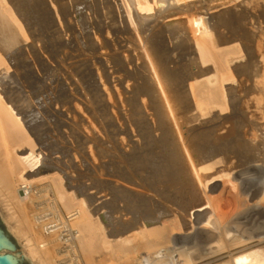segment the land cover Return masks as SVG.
<instances>
[{
    "label": "bare ground",
    "instance_id": "6f19581e",
    "mask_svg": "<svg viewBox=\"0 0 264 264\" xmlns=\"http://www.w3.org/2000/svg\"><path fill=\"white\" fill-rule=\"evenodd\" d=\"M263 6L264 0H0V213L21 246L19 254L14 253L17 258L53 264L44 242L59 246L56 236L61 230V246L66 245L71 253L78 244L89 256L103 251L132 264H184V260L209 261L219 254L228 257L219 264H264V103L249 100L251 86L242 76L243 70L253 68V75L264 83V65L258 64L259 51L264 50ZM216 9L219 13L230 9L241 14L243 21L232 28L223 25L215 20ZM15 53L28 64L31 79L45 93L63 91L70 106L80 105L85 91L100 100L107 95L116 98V103L117 99L127 103L129 112L126 117L123 114L125 121L114 133L115 148L133 161L134 155L151 145L164 146L173 159L167 165L170 172L161 173L166 178L163 183L180 184L178 197L167 207L150 209L132 223L129 220L125 232L114 229V239H110L96 216L103 203L91 208L99 197L93 191L85 193L88 188L76 183L68 190L65 182L75 180L65 171L66 165L49 152H38L41 131L37 136L36 123L31 125L43 118L38 112L41 103L36 107L34 102L39 95L36 85L30 84L33 80L21 85L17 97L8 87L1 88L11 71L5 58ZM82 55L92 73L93 68L101 71L98 79L104 93L99 88L88 92L96 84L86 83L88 78L84 80L78 72L73 79L61 74L71 90L59 77L48 83L49 78L41 76L57 68L63 71L65 58ZM47 112L43 110L51 113ZM121 114L117 118L123 121ZM73 115L80 117L78 111ZM42 167L54 171L40 175ZM117 178L135 192H158L144 178L136 182L127 176ZM44 183L46 187H33ZM40 198L46 199L48 211L56 208L58 200L68 221H61L60 228L52 224L43 210L34 208ZM31 204L33 219L29 221L25 205ZM114 222L110 218L109 226ZM122 233L126 235L119 236Z\"/></svg>",
    "mask_w": 264,
    "mask_h": 264
},
{
    "label": "rangeland",
    "instance_id": "374dc122",
    "mask_svg": "<svg viewBox=\"0 0 264 264\" xmlns=\"http://www.w3.org/2000/svg\"><path fill=\"white\" fill-rule=\"evenodd\" d=\"M28 6H29V4H27L26 7H25L27 10H29L31 8L30 6L29 7ZM221 9H223V8H221ZM262 10L264 12V6L262 7ZM215 12H217L215 14V20L217 22H220L223 25L230 26L231 28L233 26H235L236 24H239L240 22L243 21L241 19V18H243L241 14L233 12L230 9L225 11V12H220V13L216 9ZM82 48H84V47H82ZM263 51L264 50L259 51V54H258L259 56L261 54V57H260L261 60H260V58L258 59V64H260L261 66L264 65V63L262 62V61H264V55H263L264 52ZM262 55H263V58H262ZM82 56H76V57H78L77 59H76V57H74V59H73V57H71V59L69 57H67V58H65L66 59L65 62L62 63V65H64L66 70L63 68L64 70L61 71L62 69H58L57 68L55 70V72L53 70L52 72L50 71L49 74L45 73L44 75H41V76H44L45 78L46 77L49 78V80L47 81L48 83L54 82L55 78L59 77L60 80L63 79L64 84L66 85V88H67V86L69 84V80L66 78V76H62L65 73H66L65 75L68 74L67 77L68 78L70 77L69 79H71V78L73 79V77H75L73 75H75L76 72L82 74L81 77H84V80H85V78L86 79L88 78V80H89L88 76L92 75V77H90L89 81L86 80L87 81L86 83L94 82L96 84L97 88L94 87L95 89H93V88L89 89L88 92L94 93L95 90H97L99 88L101 90V93L102 92L104 93V91H102V90H104V88L102 87L101 84H99L100 79H98V74L99 75L102 74L101 71L98 70L97 68H93V72H95V73H92L90 71V69L87 68V67H90V66H88V65H90V63H88V61L86 60L85 56H83V57ZM14 57H15V59H14ZM80 57H81V59H80ZM85 60H86V62H85ZM5 61H6L7 65H8V67H9V70H11V71L8 72V76H10V77H7V79L4 82L5 84L3 86H1V88L8 87V88H6L7 90H9L8 92H10L13 97L16 94L15 97H17L19 95L18 92L21 89V85L22 86L27 85L28 83H30L33 80L30 84L33 83L32 85H36L35 88L38 89V95H39V96H37L38 100L35 99L34 102H36L35 103L36 107H40L38 104L41 103V109L42 110H40L38 108V112H40L42 114V115L41 114L40 115L42 116L43 120H40V122L36 121V122L32 123V125H31L33 127L34 124L36 123L35 126H37V128L34 126L35 129L33 128V131H36V130L38 131L40 129L38 131V133H37V131L35 132L37 136H39V132L41 131L39 138H40V141L43 144V146H42L41 143L39 144L37 142V147L40 148V150H38V152L39 151H43L44 153H48L49 152L51 154L52 158L56 157L57 159H60L66 165L65 171L67 173H69L70 175H73V178H74L73 180H75V181H72V182H70L68 180L67 181L65 180L66 181L65 182V187L68 190L69 189L71 190L70 186L74 185L76 183V184H80L81 187L88 188V189H86L85 193L93 191L94 194H92V195L95 196V197H99L97 199H94V201H92L91 208H94V207L97 208V207L101 206V204L103 203L102 204V208L98 210L96 216H98L103 228H107V234H109V236L111 235L109 237L110 239H112L114 237L112 235L115 234L118 231L119 232H125L128 229V226L133 222V220L141 218L142 213L143 214L146 213V212L149 213L150 209L154 210V209H157V207H159V206L160 207L161 206L167 207L169 205V202L173 201L174 197L175 198L178 197L175 193H176L177 190H179L178 188L181 187L180 184L175 186V184L173 185V184L163 183V182L166 181V178L163 179L164 172H167V171L170 172V167L167 166V165L171 164L170 162H172V159H173L167 153L168 152L167 149L166 150L164 149L165 148L164 146L159 145V144L157 146H152L151 145L149 148H151V149L154 148V149L151 150V149L147 148V150H145L144 153L142 152V153L136 154V156L134 155L135 158L138 157L136 159L134 158L135 159V163H134V159H133L134 156L132 157L133 161H130L131 160L130 155H125V156L123 155L122 156V152L118 151V149L115 148L116 147V143L114 141V133H116V131L118 129H120V127L122 126L123 122L125 121V117L128 114L127 112H129V108H128V104L127 103L124 104V102H120L119 99H117L118 101L116 103L115 102L116 98H114V100H115L114 101L113 98L110 99L107 95H105L104 99L100 100V98H98V97L94 98V97L90 96L89 93H87V91H85L84 96H83L85 99L83 100V97H82L81 98V102H83V103L85 102L86 104L85 103L83 104V103L80 102L79 103L80 105H76V107H74V103H72V105H73V107L75 109L74 110L72 105L71 106L68 105L67 102L69 101V99L66 100V97L62 93L63 91H57V93L52 91V92H54V93H52V95L49 94L47 91L45 93V91H44L43 87L41 86V84L37 83L34 79H31L33 76L29 72L30 71V69H29L30 67L28 66V64H26L27 65V70H26V65H24V63L22 61V58L20 56H18L16 53L15 54H10L9 55V59L6 57ZM80 61H81V63L83 62L82 63L83 65L80 64ZM95 62L97 63V61H95ZM260 62H262V64ZM68 63H69V65H68ZM77 63L79 64L78 66H80L82 69L80 67H77ZM84 64L86 65V67H85ZM74 66L77 67V69ZM109 67H111L110 64H109ZM71 68L72 69H76V71L72 72L71 70H69ZM16 69H17V72H15ZM18 69H20V70H18ZM96 69H97V71H96ZM67 71L69 73L71 72L70 75H69V73ZM253 72H254L253 68H252V70H247V71L243 70V75H242V76H244V79L246 80V82L251 86L250 87L251 98L249 100L250 101L251 100H255L257 102L264 103V83H263L262 79H259L258 77H255V75H253ZM83 73L84 74L87 73L88 75H86V74L84 75ZM45 78H44V80H45ZM19 79H21V80H19ZM9 82H11V83H9ZM175 83H177V82L175 81ZM12 84H15V85H12ZM256 84H257V86H256ZM67 89L71 90L72 87H68ZM90 90H93V91H90ZM109 90H110V87H109ZM15 92H17V93H15ZM40 93H41V95H40ZM53 97H58L61 101L63 100L62 103L60 104V102H58L57 100H54ZM87 100H89V101L87 102ZM90 100H91V102H90ZM109 102H110V105L114 106V107L112 106V108L116 109L115 111H114V109L111 108V106L109 105ZM180 102H183V100H180ZM104 104L106 106H104ZM116 104L118 105L117 107H116ZM43 106H46V107H43ZM121 106H126V110L127 111H125V107L123 109V107H121ZM50 107H51V109H50ZM70 107H71V109H70ZM104 107L108 111L105 110ZM47 108H49L50 111ZM44 109H46V112L47 111L51 112L52 110L53 111L50 114L48 112H47L48 114H46V113H43ZM58 110H59V112H58ZM70 110L72 111V113H73V111H74V113H75V111H78L80 117L82 116L83 118L81 119L79 117L80 118L79 119L77 117L78 118L77 119L75 117L76 115H73L74 113L72 114ZM94 110H96V111L94 112ZM118 110H120V112ZM117 111H118V113H117ZM97 112H100V113H97ZM115 113H117V114H115ZM119 113L120 114L122 113L121 116H123V114H124L125 117L123 116V118H124L123 121L121 119L118 120L117 117H118ZM70 115L73 116V117H71ZM92 115H93V117H92ZM108 115L110 117H108ZM44 117H45V119H44ZM94 117L95 118L97 117V118L95 119ZM98 117L100 119H102L101 120L102 123H101V121H100V119ZM74 118H75L76 121H73ZM97 119L100 121V123H99V121ZM67 120L68 121L71 120V121L68 122ZM77 120H79V121H77ZM80 120H83V121L81 122ZM105 121H106V123H105ZM74 122H76V123H74ZM114 122H116L117 124L114 123ZM103 123H105L104 126H103ZM108 124H109V126H108ZM119 125H120V127H119ZM106 126H107V130H105ZM113 126L114 127L116 126V127L114 128ZM38 127H39V129H38ZM92 131H94V132H92ZM110 131H111V133H110ZM75 133H77V135ZM122 137H124V136L123 135H119L118 136V138H122ZM201 144L204 145L205 142H201ZM46 147H48L47 150H46ZM207 147H209L208 149H210V147H212V149H213L215 146L214 147L213 146H207ZM208 149L206 148V151H208ZM156 150L157 151L159 150V151L157 152ZM161 151H163V152H161ZM164 152H166V153H164ZM148 153H149V155H148ZM142 154L144 155V157H143ZM147 155H148L149 159L145 157ZM153 156H155V158H153ZM156 156H157V158H156ZM151 157H152L153 160H151ZM140 158H143V159H140ZM144 159H147L146 160L147 162L149 160V162L146 163V161H144ZM150 160L152 161V163H150L151 162ZM155 160H156V162H155ZM129 162H130V164H129ZM137 163L142 165V167H140V165H138ZM149 163L152 166H150ZM135 164H136V166H135ZM160 164H162V166ZM130 166L131 167H135V169L131 168ZM147 166H150V167H147ZM165 166H167L165 168L166 171L163 170V168ZM157 167H160V169L162 167L163 168L160 171L159 168H157ZM153 168L154 169L156 168V169L154 170ZM137 169H139V170H137ZM53 171L54 170H52L49 167H42L39 170V172H40L39 174L40 175H47V174L52 173ZM137 171H140L141 173L140 172L134 173V172H137ZM158 171H160V173ZM118 172H120V174ZM143 172H145V173H143ZM151 172H152V176L150 174ZM125 173H127V175ZM142 173L145 174L144 176L146 177V179H145V177H143L141 175ZM147 173H148V175H147ZM153 174H155L156 176L153 175ZM157 174L161 175V177L159 175H157ZM115 175L121 176L124 179H126V176H127V180L131 177V179L134 180V181L135 180L138 181V178H141V179L144 178L143 182L148 184V185L152 184V186L155 187V188L153 187L154 189H157V187H158V189H157L158 192L155 193V194L153 192L146 193V191H144V190L135 192L134 190L131 189L130 185L127 182H125L124 180L118 179L117 176H115ZM131 175H133V176H131ZM135 175L137 177H135ZM133 177H134V179H133ZM155 177H157V178H155ZM161 178H162V180H161ZM152 180H154V181L152 182ZM155 181H159V182H156V184H154ZM150 182H151V184H150ZM46 185H47V183L37 184V185H33V187L41 188V187H46ZM128 185H129V187H128ZM123 187H124V189H123ZM125 187H127L129 189V191H127V188H125ZM82 189H84V188H82ZM18 194H19V196L21 198H23V193L20 191V189L18 191ZM147 194L150 195L151 198H149V196ZM52 197H53V195H52ZM45 200L46 199H43V198H40V199L36 200L35 201L36 204H34V208L37 207V210H40V209L43 210L44 212H42V213L47 215V218L50 220V222H52V224H54L55 226L57 225V227L60 228L62 226V225H60L61 221H65V220L68 221L67 215H66L67 213H66L65 209L60 204V202L57 200V201H55L56 205H57L56 208L53 209V210L51 209L50 211H48V203H46ZM166 201H168V202H166ZM165 203L167 205H165ZM31 208L33 209L32 204H31V206L30 205L29 206L25 205V211L27 213V217H28L29 221H30V218L33 219V217H32V213L33 212H31L32 211ZM28 213H29V215H28ZM0 215H1V213H0ZM134 216H135V218H133ZM138 217H140V218H138ZM110 218L112 220L114 219V221H115L114 224H116V225L113 224L114 226H109ZM129 220H130L131 223H129ZM121 222H123L124 224H120ZM106 225H108L109 227L108 226L106 227ZM125 227H127V228H125ZM117 228H119L121 230L124 229V230L121 231V230H118ZM114 229L115 230L117 229L118 231L116 230V232H115ZM7 232L10 234L11 238H14L15 241L17 242L16 238L11 233V231H10V229L8 227V224H7ZM124 235H126V234H123V233H122V235L119 234V236H124ZM46 242H48V240ZM46 242H44L45 246L43 247V249H45V251L47 252V256L52 258L53 264H77L76 261L73 260V257H74L73 254H75L77 256V258L79 259L78 262L80 264H93V263L94 264H129V263L132 264L130 261L124 260V258H122L120 260V257H119V259L117 257V259L119 261L116 260V258H114V257H113L114 258L113 259V258H111V256L109 254L107 255V253H105L103 251H99V253H95L94 255L92 254V256L91 255L89 256V255H87L85 253H82L83 251L80 249L78 244L75 246V252L71 253V252L68 251L66 245L61 246V243L63 242V232L61 230L58 231V234L56 236V243L57 244L59 243L58 244L59 246H57L54 242H50L49 244H47ZM18 250L19 251L22 250L19 243H18ZM86 256H88V258ZM226 259L228 260L227 254L226 255L225 254H219L215 258H211V260L208 259L209 261L203 260V261H199V262L198 261L197 262L196 261L195 262H187L186 260H184V262H186V263H184L183 262V258L182 257L180 258L181 262H183L184 264H187V263L188 264H191V263L192 264H195V263L196 264H198V263L199 264L200 263L203 264V262H204V264H212V263L213 264H215V263L219 264L220 261H223V260L226 261ZM26 260H28V259H26Z\"/></svg>",
    "mask_w": 264,
    "mask_h": 264
},
{
    "label": "water",
    "instance_id": "95a60500",
    "mask_svg": "<svg viewBox=\"0 0 264 264\" xmlns=\"http://www.w3.org/2000/svg\"><path fill=\"white\" fill-rule=\"evenodd\" d=\"M14 253L19 254L18 243L7 233L6 220L0 215V264H32Z\"/></svg>",
    "mask_w": 264,
    "mask_h": 264
}]
</instances>
